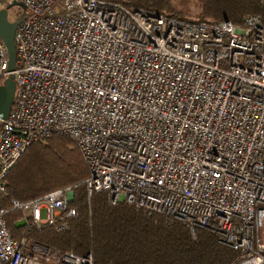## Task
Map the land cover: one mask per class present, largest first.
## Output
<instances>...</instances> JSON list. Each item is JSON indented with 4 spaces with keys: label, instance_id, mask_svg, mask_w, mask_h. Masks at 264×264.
Listing matches in <instances>:
<instances>
[{
    "label": "built area",
    "instance_id": "built-area-1",
    "mask_svg": "<svg viewBox=\"0 0 264 264\" xmlns=\"http://www.w3.org/2000/svg\"><path fill=\"white\" fill-rule=\"evenodd\" d=\"M241 24L186 21L102 0H0L25 6L16 27L15 92L0 117V195L26 148L65 136L110 204L213 233L264 264V0ZM20 16V15H19ZM9 20V19H8ZM11 21V20H9ZM0 38V84L9 75ZM69 187L9 199L28 230L76 216ZM0 202V264H93L15 240Z\"/></svg>",
    "mask_w": 264,
    "mask_h": 264
},
{
    "label": "trees",
    "instance_id": "trees-1",
    "mask_svg": "<svg viewBox=\"0 0 264 264\" xmlns=\"http://www.w3.org/2000/svg\"><path fill=\"white\" fill-rule=\"evenodd\" d=\"M153 9L186 20H229L241 24L246 15L262 11L261 0H102ZM192 6V7H191ZM193 8L196 16H187ZM88 166L78 147L65 136L34 142L5 177L6 226L15 240L27 236L53 253H91L93 264H231L237 253L218 242L208 230L135 210L125 202L109 203L107 194L92 192L90 207L85 179ZM69 187L76 216L66 230H28L22 214L9 199L30 201L54 189Z\"/></svg>",
    "mask_w": 264,
    "mask_h": 264
},
{
    "label": "water",
    "instance_id": "water-1",
    "mask_svg": "<svg viewBox=\"0 0 264 264\" xmlns=\"http://www.w3.org/2000/svg\"><path fill=\"white\" fill-rule=\"evenodd\" d=\"M12 5H19L23 11L20 16L9 21L7 17V9ZM26 14L25 6L20 2H12L8 4L5 8L0 10V38L7 48L8 53V67L9 75L0 84V117L5 119L10 110L11 104L13 102L14 92H15V82L13 80L12 71L15 69L16 62V48L14 42V33L16 27L21 23ZM73 195V194H71ZM72 196H70V201Z\"/></svg>",
    "mask_w": 264,
    "mask_h": 264
},
{
    "label": "rangeland",
    "instance_id": "rangeland-1",
    "mask_svg": "<svg viewBox=\"0 0 264 264\" xmlns=\"http://www.w3.org/2000/svg\"><path fill=\"white\" fill-rule=\"evenodd\" d=\"M262 4V3H261ZM192 7V6H191ZM23 9L19 5H12L7 9V17L9 20L13 21L19 17V15L22 13ZM187 16L195 17L196 16V10L191 8L188 11ZM25 220V218H23Z\"/></svg>",
    "mask_w": 264,
    "mask_h": 264
}]
</instances>
